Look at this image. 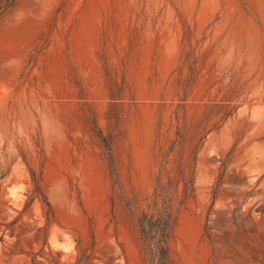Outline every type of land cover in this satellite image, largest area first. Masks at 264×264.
<instances>
[{"label":"rangeland","instance_id":"rangeland-1","mask_svg":"<svg viewBox=\"0 0 264 264\" xmlns=\"http://www.w3.org/2000/svg\"><path fill=\"white\" fill-rule=\"evenodd\" d=\"M264 264V0H19L0 21V264Z\"/></svg>","mask_w":264,"mask_h":264},{"label":"trees","instance_id":"trees-1","mask_svg":"<svg viewBox=\"0 0 264 264\" xmlns=\"http://www.w3.org/2000/svg\"><path fill=\"white\" fill-rule=\"evenodd\" d=\"M19 0H0V21L13 11ZM170 215L167 210H161L158 214L145 215L142 221V231L152 246L151 264H168L169 250L168 239L171 230Z\"/></svg>","mask_w":264,"mask_h":264}]
</instances>
